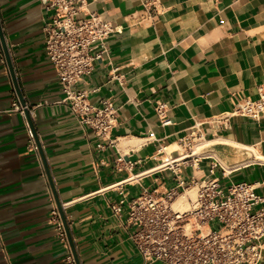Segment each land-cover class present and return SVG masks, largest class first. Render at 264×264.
Here are the masks:
<instances>
[{"label": "crops", "instance_id": "1", "mask_svg": "<svg viewBox=\"0 0 264 264\" xmlns=\"http://www.w3.org/2000/svg\"><path fill=\"white\" fill-rule=\"evenodd\" d=\"M90 13L115 28L78 84L90 104L109 100L117 110L103 138L70 111L46 58L43 27L53 10L42 0H0L7 56L40 149L27 150V119L13 109L0 59V264H67L40 154L79 264H142L129 239L134 227L124 223L126 204L120 217L111 204L120 190L128 201L142 187L175 188L158 167L184 149L180 141L192 130L201 157L178 163L182 177L243 181L264 196V117L231 114L241 98L255 100L264 89V0H88L80 15ZM177 192L175 201L194 197L193 187Z\"/></svg>", "mask_w": 264, "mask_h": 264}, {"label": "built area", "instance_id": "2", "mask_svg": "<svg viewBox=\"0 0 264 264\" xmlns=\"http://www.w3.org/2000/svg\"><path fill=\"white\" fill-rule=\"evenodd\" d=\"M42 1L47 9L53 10L51 21L43 27L44 52L55 69L64 93L63 101L80 124L97 136L106 137L116 125L114 104L109 100L101 101L99 106L90 104L88 92L78 84L92 71L94 61L105 51L106 40L115 28L96 13L86 17L80 15L81 7L87 5L88 0ZM0 57L1 63L6 65L2 47ZM5 74L10 77L7 65ZM12 94L13 109L24 115L29 108L20 104L13 86ZM155 110L160 123L168 124L164 105L157 104ZM231 114L252 119L264 117V89L259 91L255 100L241 98ZM24 124L28 136L27 150L37 154L39 146L33 130L27 120ZM149 136L152 137V133ZM180 144L184 154L170 151L171 160L162 167L157 166L158 171L173 176L175 188L158 193L156 189L142 187L139 194L128 201H125L126 193L120 190L122 198L111 204L117 217L126 204L124 223L134 227L129 239L142 264H264V196L256 194L253 186L243 181L223 186L215 177H182L178 163L185 165L191 161L189 165H196L201 155L194 152L202 147V140L192 130ZM173 152L178 154L175 159L170 156ZM216 167V163L209 167V176ZM191 187L195 193L189 200L188 209H173L177 188L184 192ZM47 190L51 201L49 218L55 224L57 237L67 249V264H75L52 189L48 186Z\"/></svg>", "mask_w": 264, "mask_h": 264}, {"label": "water", "instance_id": "3", "mask_svg": "<svg viewBox=\"0 0 264 264\" xmlns=\"http://www.w3.org/2000/svg\"><path fill=\"white\" fill-rule=\"evenodd\" d=\"M0 44H1V47H2V50H3V53H4V56H5V59H6V63H7V67L9 69V73H10V77H11V81H12V84H13V87L16 91V94L19 98V101H20V104L21 105H24L22 99H21V94L19 92V89H18V86H17V82H16V79H15V75H14V72H13V69H12V66L10 64V61H9V58L7 56V50H6V47H5V43H4V39H3V35H2V32H1V27H0ZM25 117L29 123V125L31 126L32 130H33V126H32V122L29 118V113L27 110H25ZM33 133L35 134L34 130H33ZM40 150V149H39ZM38 150V152L40 153V151ZM41 155V160H42V163H43V166H44V169H45V172H46V175H47V178H48V181L50 183V187L52 189V192L54 191L53 187H52V182H51V179H50V175H49V172H48V169H47V166L44 162V157L42 154ZM53 196H54V201H55V204L58 208V211H59V215H60V218H61V221L63 223V226L65 228V232H66V235H67V240H68V243H69V246H70V249H71V252L73 254V257L75 259V264H79L78 262V258H77V255H76V252H75V249H74V246H73V243H72V240H71V237H70V234H69V231H68V228H67V224H66V221H65V217L63 215V212H62V209H61V206H60V203L58 202L57 198H56V195L54 194L53 192Z\"/></svg>", "mask_w": 264, "mask_h": 264}, {"label": "bare ground", "instance_id": "4", "mask_svg": "<svg viewBox=\"0 0 264 264\" xmlns=\"http://www.w3.org/2000/svg\"><path fill=\"white\" fill-rule=\"evenodd\" d=\"M175 147V146H174ZM174 147H172V148H170V149H173ZM170 149H169V151H170ZM175 149V148H174ZM181 149V148H180ZM179 150V149H178ZM200 150V147L199 148H197L196 150H195V153L196 152H198ZM181 153L182 154H184L185 153V151H184V149H181ZM193 190H194V193H195V189L193 188ZM194 198V197H193ZM192 198V199H193ZM172 207H173V209H175V210H179V211H184V210H186V209H188V204H187V202L185 201V199L184 198H178L176 201L174 200L173 201V203H172Z\"/></svg>", "mask_w": 264, "mask_h": 264}]
</instances>
